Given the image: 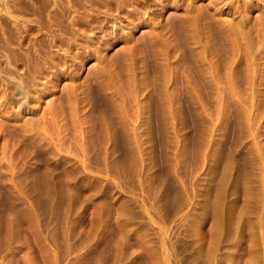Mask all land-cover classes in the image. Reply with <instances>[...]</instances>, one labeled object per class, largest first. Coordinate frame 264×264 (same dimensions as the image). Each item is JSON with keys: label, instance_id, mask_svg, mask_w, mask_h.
Masks as SVG:
<instances>
[{"label": "rangeland", "instance_id": "1", "mask_svg": "<svg viewBox=\"0 0 264 264\" xmlns=\"http://www.w3.org/2000/svg\"><path fill=\"white\" fill-rule=\"evenodd\" d=\"M0 264H264V0H0Z\"/></svg>", "mask_w": 264, "mask_h": 264}]
</instances>
